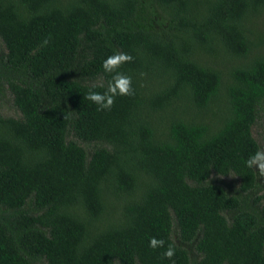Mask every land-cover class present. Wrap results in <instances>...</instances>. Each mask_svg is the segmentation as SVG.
Instances as JSON below:
<instances>
[{
    "label": "trees",
    "instance_id": "obj_1",
    "mask_svg": "<svg viewBox=\"0 0 264 264\" xmlns=\"http://www.w3.org/2000/svg\"><path fill=\"white\" fill-rule=\"evenodd\" d=\"M0 40V264H264V0H0Z\"/></svg>",
    "mask_w": 264,
    "mask_h": 264
},
{
    "label": "clouds",
    "instance_id": "obj_2",
    "mask_svg": "<svg viewBox=\"0 0 264 264\" xmlns=\"http://www.w3.org/2000/svg\"><path fill=\"white\" fill-rule=\"evenodd\" d=\"M132 59L131 55L118 52L107 56L102 61V69L105 74H109L111 78L107 83L106 90L104 92H98L93 90L97 85L93 84L89 91L86 93V98L97 105L98 110L110 109L114 103L117 96L130 95L132 92V78L117 71V68L124 62L130 61ZM102 86V85H101ZM246 166L251 168L255 166L264 173V151H256L254 154L250 155L245 161ZM164 241L162 239H157L156 237H151L149 239V247L156 249L163 247ZM175 254V250L172 246L167 247L163 256L171 259Z\"/></svg>",
    "mask_w": 264,
    "mask_h": 264
},
{
    "label": "rangeland",
    "instance_id": "obj_3",
    "mask_svg": "<svg viewBox=\"0 0 264 264\" xmlns=\"http://www.w3.org/2000/svg\"><path fill=\"white\" fill-rule=\"evenodd\" d=\"M3 43L0 40V51ZM0 116L20 117V112L15 108L13 103V96L8 92L6 97L0 103ZM254 138L260 145V151H264V114L260 112L256 124L252 128ZM85 145V144H84ZM216 181L222 183L228 189L238 188L239 180L234 177H219Z\"/></svg>",
    "mask_w": 264,
    "mask_h": 264
}]
</instances>
